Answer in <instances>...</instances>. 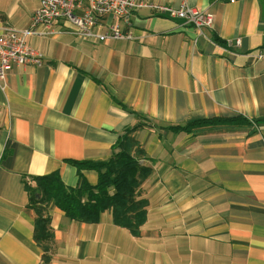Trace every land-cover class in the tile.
Listing matches in <instances>:
<instances>
[{"label": "crops", "instance_id": "1", "mask_svg": "<svg viewBox=\"0 0 264 264\" xmlns=\"http://www.w3.org/2000/svg\"><path fill=\"white\" fill-rule=\"evenodd\" d=\"M140 1L186 5L212 25L198 30L141 8L132 41L28 37L43 64L0 81V264H43L21 176L57 172L75 188L67 160L108 161L137 123L125 108L150 125L136 133L151 169L140 234L114 225L109 211L85 224L50 208V264H264V60L255 57L264 54V0ZM38 6L0 0V30L28 28ZM238 116L250 124L165 128ZM83 175L96 185L95 171Z\"/></svg>", "mask_w": 264, "mask_h": 264}, {"label": "trees", "instance_id": "2", "mask_svg": "<svg viewBox=\"0 0 264 264\" xmlns=\"http://www.w3.org/2000/svg\"><path fill=\"white\" fill-rule=\"evenodd\" d=\"M217 43H220L215 39ZM127 112L137 118V123L126 127L118 138L111 158L106 161L67 160L78 175L75 188L65 186L59 173L44 176H21L28 196V206L35 214L34 240L43 250V264H50L54 237L50 227L49 209L57 208L65 216L78 223L96 224L103 212L109 211L113 224L127 229L134 237L146 221L147 199L142 196V185L150 176L149 160L137 139V131L149 128L143 117L129 109ZM264 121V119H262ZM250 122L243 117L202 118L190 120L183 125H170L165 128L174 133L190 134L201 128L221 126L246 127ZM95 171L97 183L91 186L83 171Z\"/></svg>", "mask_w": 264, "mask_h": 264}, {"label": "built area", "instance_id": "3", "mask_svg": "<svg viewBox=\"0 0 264 264\" xmlns=\"http://www.w3.org/2000/svg\"><path fill=\"white\" fill-rule=\"evenodd\" d=\"M217 1L235 3L242 0ZM141 8L158 17L182 20L197 29L212 25L210 15L186 5L174 9L140 0H39L28 28L3 27L0 30V81L14 68L43 64V56L27 44L28 37H50L67 32L96 43L132 41L128 28L133 13ZM107 19L112 23H107ZM99 26L104 27L102 32L96 31ZM255 57L264 60L261 52Z\"/></svg>", "mask_w": 264, "mask_h": 264}, {"label": "rangeland", "instance_id": "4", "mask_svg": "<svg viewBox=\"0 0 264 264\" xmlns=\"http://www.w3.org/2000/svg\"><path fill=\"white\" fill-rule=\"evenodd\" d=\"M187 24V23H186ZM190 25V24H189ZM194 27V26H193ZM195 28V27H194ZM204 28H207V27H204ZM195 29H197V28H195ZM202 29V28H201ZM201 29H198V30H201Z\"/></svg>", "mask_w": 264, "mask_h": 264}]
</instances>
